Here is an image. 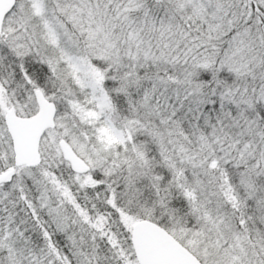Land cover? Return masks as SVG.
<instances>
[{
    "label": "snow or ice",
    "instance_id": "6c2138e0",
    "mask_svg": "<svg viewBox=\"0 0 264 264\" xmlns=\"http://www.w3.org/2000/svg\"><path fill=\"white\" fill-rule=\"evenodd\" d=\"M0 264H264V0H0Z\"/></svg>",
    "mask_w": 264,
    "mask_h": 264
}]
</instances>
